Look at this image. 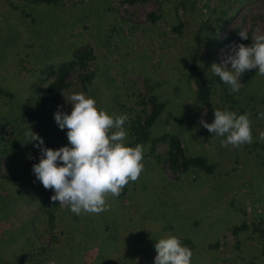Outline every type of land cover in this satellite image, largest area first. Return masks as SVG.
<instances>
[{"label":"rangeland","instance_id":"obj_1","mask_svg":"<svg viewBox=\"0 0 264 264\" xmlns=\"http://www.w3.org/2000/svg\"><path fill=\"white\" fill-rule=\"evenodd\" d=\"M33 1L0 0V264H153L166 234L192 250L191 264H264V75L246 70L231 92L210 68L264 33V0ZM69 63L65 88L48 92ZM73 92L126 113L125 143L145 147L138 178L99 213L61 207L32 172L40 150L26 130L45 147L68 144L54 113L70 114ZM152 101L161 113L136 131ZM217 108L249 113L252 143L223 146L200 123ZM171 137L213 170H171Z\"/></svg>","mask_w":264,"mask_h":264},{"label":"clouds","instance_id":"obj_2","mask_svg":"<svg viewBox=\"0 0 264 264\" xmlns=\"http://www.w3.org/2000/svg\"><path fill=\"white\" fill-rule=\"evenodd\" d=\"M247 40L245 32L239 33ZM231 65L230 67L228 65ZM212 72L230 85L231 92H238L240 78L246 70L256 69L264 75V33L254 36L249 45L233 44L230 54L221 63L213 62ZM70 114L58 110L54 120L58 127L67 129L68 144L57 149L44 146V140L31 128L25 132L29 142L40 150L39 162L32 165V172L45 189L51 188L52 201H59L61 207L70 211L99 213L107 207L106 196H119L129 181H135L144 168L145 147L137 143L134 147L125 143L128 116L109 114L98 108L91 95L73 92ZM264 116V112L258 113ZM200 123L214 137H222L223 146L239 147L252 143V121L247 112L238 113L230 109H214V120ZM264 139V133L261 134ZM156 255L153 264H191L192 250L176 235L166 234L154 245ZM48 264H56L54 259Z\"/></svg>","mask_w":264,"mask_h":264},{"label":"trees","instance_id":"obj_3","mask_svg":"<svg viewBox=\"0 0 264 264\" xmlns=\"http://www.w3.org/2000/svg\"><path fill=\"white\" fill-rule=\"evenodd\" d=\"M33 2H40V3H46V4H51L53 2H55V0H34ZM151 19H154V16L151 15ZM71 63L66 64V65H61L59 67L58 70V75L56 77V80L50 84L49 88H48V92L50 93H55L56 95L59 94L64 88H65V79L66 76L69 72V70L71 69ZM86 79L88 80L89 78L86 77ZM198 98L199 101L201 103H203L205 106L209 107V102H208V94H207V90L204 87V84H199V93H198ZM161 105L160 104H156L155 101H152V111L151 114L149 115V117L145 120L144 125H137L136 126V131H141V132H145L146 129L148 127L151 126V124L154 122V120L158 117V115L161 113ZM143 137L145 138V140H147V135L145 133H143ZM166 139H168L165 135L161 136L158 138L159 141H165ZM141 140L137 139L136 143H140ZM168 144H169V150H168V160H169V164H170V168L173 171H177V170H181V171H186L187 168L191 165V166H196L199 169L210 173L214 166L212 165H207L205 159L203 158H187L184 155V152L182 151L181 147H180V143L177 139L171 137L168 140Z\"/></svg>","mask_w":264,"mask_h":264}]
</instances>
